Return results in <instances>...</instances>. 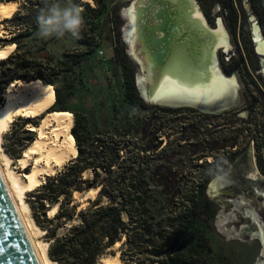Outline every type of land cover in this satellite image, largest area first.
Listing matches in <instances>:
<instances>
[{
    "label": "trees",
    "instance_id": "trees-1",
    "mask_svg": "<svg viewBox=\"0 0 264 264\" xmlns=\"http://www.w3.org/2000/svg\"><path fill=\"white\" fill-rule=\"evenodd\" d=\"M28 2L29 9L22 8L12 18L0 22L12 23L20 30L12 38L0 37L2 46L17 45L13 53L0 59V104H3L7 87L14 81L40 82L52 88L54 76L64 72L60 65L70 64L67 71L72 73L85 62V54H66L60 64H54L49 58L42 62L26 59L28 51L22 53L20 40L37 31L35 18L43 6L42 0H26ZM254 2V11L264 24V0ZM86 7L96 10L88 4ZM237 24L235 15L234 30ZM262 32L264 34V29ZM72 55L77 58L71 59ZM122 61L127 118L112 129L93 132L87 117L74 111L71 131L78 154L30 192L35 218L48 230V255L58 264H99L101 258L126 237L121 253V260L126 264H219L209 238L211 220L217 210L207 186L225 171L233 158L217 171L212 168L213 162L199 164L198 159L212 153L207 151L211 142L207 138L199 144L194 142L193 129L180 132L176 146L166 142L170 137L168 129L177 123V120H174L176 123L169 120L168 114L182 108L171 109L145 101L124 55ZM31 67L36 68L30 70V75ZM55 91L49 114L70 111L57 107L60 93L58 89ZM16 126L13 122L11 131ZM21 129L23 138L14 143L19 152L7 149L14 158L34 140L33 131ZM237 143L234 141L232 147ZM204 144L206 148L202 147ZM187 152H190L188 156ZM200 152L202 155H197ZM232 153L230 156H236L237 151ZM186 158L190 167H179L177 163L184 164ZM259 162L264 163L262 154ZM87 171L91 177L84 175ZM91 188L99 189L97 197L90 198L89 204L78 211L81 203L76 201L74 193ZM55 205L58 210L54 218H49L47 212ZM61 227L65 228L59 234Z\"/></svg>",
    "mask_w": 264,
    "mask_h": 264
},
{
    "label": "rangeland",
    "instance_id": "rangeland-1",
    "mask_svg": "<svg viewBox=\"0 0 264 264\" xmlns=\"http://www.w3.org/2000/svg\"><path fill=\"white\" fill-rule=\"evenodd\" d=\"M11 1L17 3L15 13L22 8L23 10L30 8V3H26V0H0V2ZM133 2L134 0H99V3L98 0H74V3L79 4L83 9L82 15L85 21L80 39L66 34L60 39L53 37L43 40L36 36L37 31H35L27 38L20 40L22 53L28 51L25 54L26 59L32 58L38 62L49 58L54 64H60L65 60L66 54H85V62L76 67L72 73L67 71L70 64L60 65L64 72L62 75L54 76V85L51 86L55 96V89H58L60 93V104L57 107L70 109V111L58 112L71 114L74 123V111L85 115L93 132L100 129H112L122 122L121 120L127 118V104L124 99L123 55L126 57L130 69L134 71V76L137 77L140 74L137 62L128 51L127 36L131 24ZM195 2L210 27L217 28L220 20L224 24L232 46L229 50L220 48L217 51L219 66L223 74L227 78H234L235 82L226 86L227 94L223 100L207 106L208 109L193 105L194 103L190 101L187 103L166 101L154 105L171 109L182 108V110L168 114V119L173 120V123H176L174 120H177V123L174 124L176 126L167 131L170 137L168 139L165 137L166 142L168 141L171 146H176L177 138L181 136L180 132L193 129L194 142L197 141L199 144L206 138L211 142L210 150L207 151L212 153L198 159L199 164L213 162L212 168L217 171L226 166L229 158L230 160L233 158L230 165L224 169L225 171L215 177L221 176L222 181L220 184L219 179L214 181L218 187L217 191L209 195L217 210L216 216L211 220L209 232L215 259L219 264H264V171L262 170L264 163L260 165L259 162L261 154L264 159V56L256 53L250 21L251 15H254L257 21L258 16L251 8V0H236V7L240 15V17L238 16V20L240 19L239 39L242 43L240 52V48H237L236 36L229 24L233 22V18L231 19L229 14V18L227 17L222 7V0H195ZM87 4L96 10H89L86 7ZM19 31L17 26L12 23L0 24L1 38H12ZM156 44L157 50L160 51V44L158 42ZM0 47L4 46L0 44ZM16 47L15 44V49ZM74 55L71 59L77 58ZM242 58L245 59V63ZM34 68L36 67L28 69V74L31 75L30 70H34ZM26 82L30 81H24V83ZM137 88L139 91V85ZM142 88H145L144 84H142ZM3 99L4 104L5 93ZM185 108L195 109L198 112H191ZM49 113L48 111L35 118L18 116L14 120L17 123L16 128L11 131L12 123L3 134V148L0 155L5 152L11 156L7 149L19 152L14 143L17 140H22L24 135L22 127L33 131L32 137L35 139L37 131L32 129L33 126L37 128ZM234 141L238 143L237 146L232 147ZM206 145L204 144L202 147L206 148ZM24 150H20L19 157L23 155ZM235 151H237L236 156H230ZM202 153H197V155L200 156ZM188 154L190 152H187V156ZM12 158L11 166L23 176L32 169L35 163L33 157L30 159L28 167L23 168L17 158ZM72 158H69L64 164ZM184 160V164L177 163V165L188 169L190 163L187 158ZM64 164L56 166L54 173L42 174L44 181L40 185L45 183L48 175L59 172ZM261 166L263 167L261 168ZM84 175L91 177L88 171ZM249 176L252 179H246ZM89 190L83 191L82 195L76 196L74 193L76 201L81 203L78 211L89 204L90 198L97 197L99 189L93 197L90 192H87ZM31 191H28L25 196L30 205V213L27 215L31 217L37 227L44 230L37 236L38 240L48 242V230L40 226L35 218L30 203ZM52 208H49L47 212L49 218H54L58 210L57 207L56 212L50 214ZM66 226H70V224ZM64 228H59L58 233L60 234ZM125 241L126 237L120 241V245L113 246L104 256L118 254L121 259L122 246ZM51 264L58 263L51 260Z\"/></svg>",
    "mask_w": 264,
    "mask_h": 264
},
{
    "label": "bare ground",
    "instance_id": "bare-ground-1",
    "mask_svg": "<svg viewBox=\"0 0 264 264\" xmlns=\"http://www.w3.org/2000/svg\"><path fill=\"white\" fill-rule=\"evenodd\" d=\"M16 6L13 1L0 2V22L10 19ZM131 11L127 38L133 54L142 62L155 102L190 101L211 106L223 100L227 94L226 86L235 79L227 78L219 66L217 51L222 47L229 50L232 46L221 20L217 28L210 27L195 0H135ZM254 31L256 46L263 53V38L256 25ZM156 42L160 44V51ZM14 49L15 44L0 47V59L9 56ZM5 98L0 106V151L3 134L14 120L18 116L35 118L48 112L54 103L55 92L40 82L17 80L8 86ZM72 127L73 116L65 112L48 114L37 128L33 126L37 136L17 158L22 167L27 168L34 157V166L24 176L11 166V156L5 152L0 155L1 176L42 264H51L49 243L38 240L37 236L44 230L28 217L30 205L25 196L44 181L42 174L54 173L56 166H62L78 154ZM217 188L213 182L212 190L217 191ZM97 191L98 188H91L87 192L93 197ZM80 194L82 192H75L76 196ZM57 207L54 206L50 214H54ZM120 244L118 242L114 247ZM100 264L126 263L116 254L103 256Z\"/></svg>",
    "mask_w": 264,
    "mask_h": 264
},
{
    "label": "water",
    "instance_id": "water-1",
    "mask_svg": "<svg viewBox=\"0 0 264 264\" xmlns=\"http://www.w3.org/2000/svg\"><path fill=\"white\" fill-rule=\"evenodd\" d=\"M135 2V0H134ZM250 21L252 23V39L255 45L256 53L260 56H264V52L260 53L254 36V25L257 26L258 32L261 34L264 43V34L262 29L256 20L254 15L250 16ZM128 51L130 55L137 62L140 70V74L135 77L137 85H139V91L141 96L149 104H157L152 99V90L150 82L145 78L144 69L141 60H139L131 50V44L129 43ZM264 68V65H263ZM142 84L145 88H142ZM201 108H207V105L193 104ZM219 179V184L222 181V177L214 178L208 185V195L212 194V183ZM0 264H42L34 245L30 239L26 226L18 212V209L10 196L4 180L0 173Z\"/></svg>",
    "mask_w": 264,
    "mask_h": 264
},
{
    "label": "clouds",
    "instance_id": "clouds-1",
    "mask_svg": "<svg viewBox=\"0 0 264 264\" xmlns=\"http://www.w3.org/2000/svg\"><path fill=\"white\" fill-rule=\"evenodd\" d=\"M35 18L36 36L43 40L63 38L70 34L80 39L84 27L83 9L74 0H42Z\"/></svg>",
    "mask_w": 264,
    "mask_h": 264
},
{
    "label": "flooded vegetation",
    "instance_id": "flooded-vegetation-1",
    "mask_svg": "<svg viewBox=\"0 0 264 264\" xmlns=\"http://www.w3.org/2000/svg\"><path fill=\"white\" fill-rule=\"evenodd\" d=\"M254 0L252 1L251 0V8H252V10H253V12L255 13V11H254ZM237 2H236V0H222V7H223V10L226 12V14H227V17L229 18V16L231 17V19L232 18H234L235 17V15H237V16H239L240 17V15H239V11L237 10ZM228 14H229V16H228ZM226 18V17H225ZM240 20V19H239ZM239 20H238V24H237V28H236V30H234V26H233V22H231V23H229L230 24V28H232V31H233V33L235 34V39L237 40V48H240L239 49V51L241 52V40L239 39V35H240V33H239ZM258 23H259V25H260V27H261V29L263 30L264 29V24H263V22H262V20L258 17ZM241 25V24H240ZM252 29V28H251ZM251 34H252V31H251ZM238 37V38H237ZM222 48H224V47H222ZM242 54V53H241ZM244 57V56H243ZM244 58H242V61L244 62ZM245 63V62H244ZM246 65V64H245ZM246 179H252L251 178V176H249L248 178H246ZM212 192L214 193L215 191H213L212 190Z\"/></svg>",
    "mask_w": 264,
    "mask_h": 264
}]
</instances>
